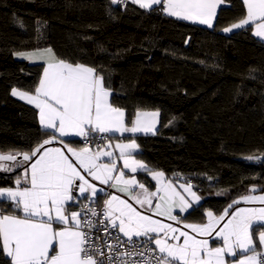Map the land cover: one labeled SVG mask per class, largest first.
<instances>
[{
  "label": "trees",
  "instance_id": "1",
  "mask_svg": "<svg viewBox=\"0 0 264 264\" xmlns=\"http://www.w3.org/2000/svg\"><path fill=\"white\" fill-rule=\"evenodd\" d=\"M245 14L242 0H225L208 28L161 6L0 0V152L30 151L48 138L36 108L11 89L34 91L42 69L14 53L50 47L102 72L128 120L136 110L159 111L160 130L136 137L138 155L150 169L191 181L202 207L187 219L223 212L252 186L261 191L264 161L248 157H264V43L251 27L223 31ZM19 172L0 173V183Z\"/></svg>",
  "mask_w": 264,
  "mask_h": 264
},
{
  "label": "snow or ice",
  "instance_id": "2",
  "mask_svg": "<svg viewBox=\"0 0 264 264\" xmlns=\"http://www.w3.org/2000/svg\"><path fill=\"white\" fill-rule=\"evenodd\" d=\"M127 2L111 0L112 4ZM224 2L131 0L143 9L162 5L168 16L210 28ZM242 2L246 17L223 31L254 25V36L264 39V0ZM14 55L45 62L34 93L13 87L11 95L26 99L39 110V123L48 138L30 151L0 152V171L23 169L15 186L0 187V205H7L0 206L3 264H264V206L234 207L241 202L264 205V195H242L220 215L206 211L204 223H183V229L194 235L163 222L159 217L181 224L187 219L181 214L198 211L202 197L193 191L191 181L179 185L187 195L177 191L172 181L162 183L165 173L153 171L134 155L140 148L135 134L155 135L159 111L138 110L128 126L126 110L113 102L117 94L105 86V77L96 67L58 58L50 47ZM106 133L133 134L115 148L123 169L148 173L156 182L154 191L135 175L126 177L123 169H117L112 151L98 148L93 152L88 146L76 149L63 139L70 135L95 139L96 134ZM57 141L62 147H46ZM20 156L22 160L17 159ZM101 157L111 162H101ZM253 159L264 161V157H248ZM93 181L115 188L129 199L98 188ZM255 191L253 187L250 193ZM101 195L107 198L98 212L93 205ZM77 206L78 211H70ZM225 217L228 219L221 224ZM101 231L105 237L103 243H97ZM217 239L222 243L212 246Z\"/></svg>",
  "mask_w": 264,
  "mask_h": 264
},
{
  "label": "crops",
  "instance_id": "3",
  "mask_svg": "<svg viewBox=\"0 0 264 264\" xmlns=\"http://www.w3.org/2000/svg\"><path fill=\"white\" fill-rule=\"evenodd\" d=\"M128 2L131 3V0H128ZM132 4H133V3H132ZM134 5H136V6L139 7L138 4H134ZM221 5H222V4H221ZM221 5L218 6L217 11H218V9L220 8ZM158 6H161V9H162V5H156V6H154V7H158ZM244 6H245V5H244ZM142 9H143V8H142ZM145 10H148V9H145ZM162 12H163V11H162ZM245 12H246V6H245ZM163 14L167 15L165 12H163ZM167 16H168V15H167ZM170 17H171V16H170ZM245 17H246V14H245V16H244L243 18H245ZM173 18H175V17H173ZM243 18H242V19H243ZM176 19H178V18H176ZM186 21H188V20H186ZM214 21H215V18L213 19V24H214ZM239 21H240V20H238V21H236V22H234V23H237V22H239ZM189 22H193V21H189ZM193 23H197V24H199V25H202V26L208 27L207 25H203V24H200V23H198V22H193ZM234 23H232V24H234ZM232 24H230V25H229L228 27H226V28L231 27ZM208 28H210V27H208ZM234 30H237V29H233L232 31H234ZM251 31H252V33L254 32V25L251 27ZM225 33H229V32H225ZM253 35H254V34H253ZM255 37H256V36H255ZM256 38L259 39L260 41H262V42L264 43V39H261V38H259V37H256ZM41 49H45V48H41ZM36 50H37V49H36ZM36 50L25 51V52H34V51H36ZM16 57H17L18 59H21V60H26V61L29 62V63H40V64H42V65H44V63H45L43 60H29V59H26V58H23V57H20V56H17V55H16ZM42 72H43V67H42V69H41L40 76L42 75ZM40 76H39V79H40ZM39 79H38V82H39ZM38 82H37L36 86L38 85ZM18 90H19V89H18ZM20 91H23V90H20ZM34 91H35V89H34ZM34 91L29 92V93H34ZM25 92H27V91H25ZM14 97L17 98V99H19V100H21V101H23V102H25V103H27V104H29V103L27 102L26 99H23V100H22V99H20L19 97H16V96H14ZM29 105L34 106L33 104H29ZM34 107H35V106H34ZM35 108H36V107H35ZM36 110H37V116H38V122H39V110H38L37 108H36ZM136 111H138V110H136ZM136 111L133 113L132 118H131L130 120L127 119V113H126V123L128 124V126H131V121L135 119V113H136ZM139 111H143V112H156L157 110H139ZM156 120H157L156 127H157V129H158V131H159V130H160V115L156 118ZM39 124H40V123H39ZM40 126H41V125H40ZM158 131H157V132H158ZM57 135H58V134H57ZM102 135H104V137H110V139H102V141L100 142V145H98V146H88V147H89L93 152L97 151L98 148L101 149V150L112 151V152H113V157H112V159L115 160L117 169H123V160L119 158V150L115 148V145H116L117 143H120V142L127 143V142H128V139H126V138H131V137L133 136V134H131V133H124L123 135H121L120 133H106V134H102ZM138 135H145V134H142V133H137V134H135L136 137H137ZM147 135H153V134L149 133V134H147ZM82 138H83V137H78V136H75V135H70V136H68V137H64L63 139L69 144L70 147H72V148H76V149H79V148L85 147L83 144H79V142H80V140H82ZM137 143H138V142H137ZM109 144H111V148H106V146L109 145ZM46 147H57V148H60V147H62V145L57 141V142H54V143L51 144V145H47ZM65 151H66V150H65ZM139 151H140V148L137 150V152L134 153V155L136 156L137 159L142 160V161L145 163V161L139 157V155H138V152H139ZM7 152H8V151H7ZM19 158H20V157H17L18 160H22V159H19ZM101 162H104V163H110L111 160H110L108 157H101ZM7 163H11V162H7ZM145 164H146V163H145ZM146 165H147V164H146ZM19 170H20V172H19V173H16L17 175H15V177H14V176L12 177V179H11V184H10V185H7V184H1V183H0V187H10V186H15V181H16V179H17L18 176H21V175H22L23 169H22V168H17V169H16L15 171H13V172H5V174H8V173H9V174H12V173H14V172H18ZM123 170L125 171L126 177H130V176H132V175H135L136 178H137V180H139L140 182L145 183L146 186H149L151 190H153V191L155 190V187H154V186H155V183H156V182H155V180L152 179V177H151L148 173L138 171L137 173L133 174V173H131L130 170H128V169H123ZM152 170H153V171H161V170H158V169H152ZM115 174H118V173H114V175H115ZM145 175H147L148 179L152 182V186H150V185H148V184L146 183V181H145V179H146ZM168 181H172V182L174 183V185H175L177 191H180L182 194H185L184 191H183V189L180 188L179 185L182 184V183H186V182H188V181H181V180L179 181V179H177V178H176V179H175V178H174V179H173V178H170V177H168V176L165 174L164 177L162 178V183H163V182H168ZM93 182L97 185L98 188H104L107 192H111V193L114 194V195H119L122 199H129L127 196H125L124 193H120V192H118L117 189H115V188H109L107 185H101V184L99 183V181H93ZM137 191H139V189H137ZM193 191H196V190L193 188ZM196 192H197V191H196ZM185 195H187V194H185ZM197 195H199L198 192H197ZM199 196H200V195H199ZM106 198H107L106 196L101 195V197H100V199L98 200V202H102V203H103V200L106 199ZM201 201H202V200H201ZM129 202L132 203L133 206L136 207L138 210L143 211V209H141L139 205L135 204L134 201L129 200ZM200 203H201V202H200ZM252 204H253V203H250V204L240 203V204H239L238 206H236V207H247V206H251ZM0 206L7 207L6 204H5V205H0ZM70 211H78V206H77V207H73V208H71ZM207 211H210V210H207ZM212 212L214 213V215H220V214L223 213V212L216 213V212H214V211H212ZM205 213H206V211H205ZM181 215L184 216V215H186V214H183V213H182ZM154 218H155V217H154ZM159 219H161V220H162L163 222H165V223H172L174 227H180L182 230L189 231L190 234H193V235H194V233H191V230H190V229H183V223H204V222H206V219H207V218H206V215L204 214V217H203L202 219H191V218H190V219H186V220H183L182 223L179 224V225H177V224H176L175 222H173V221L167 220V219L164 218V217H159ZM227 219H228V217H225V221H222L221 224H223L224 222H226ZM121 235H123V234L121 233ZM221 243H222V241H220L219 239H217V240L215 241V243H213L212 246H219ZM227 259H228V260H231L232 258H231V257H227Z\"/></svg>",
  "mask_w": 264,
  "mask_h": 264
},
{
  "label": "built area",
  "instance_id": "4",
  "mask_svg": "<svg viewBox=\"0 0 264 264\" xmlns=\"http://www.w3.org/2000/svg\"><path fill=\"white\" fill-rule=\"evenodd\" d=\"M102 136L104 137V135H102V134H96L95 139L89 138L86 140L85 138H82L81 142L84 146H98V145H100V142L102 141V139H101ZM84 203H87V202L85 201ZM93 206L96 207L97 211L99 212L102 210L103 203L97 201V203ZM78 210H79V207H78ZM94 219H96V218H94ZM99 235L102 237V239L98 240L97 243H103V238L105 237V234L101 231L99 233ZM120 236L122 239H125V240L127 239L126 237H123V235H121V234H120ZM153 247H155V246L153 245ZM105 251H107V249H105ZM125 259H127V258H125ZM132 259L138 260V259H140V257H132Z\"/></svg>",
  "mask_w": 264,
  "mask_h": 264
},
{
  "label": "rangeland",
  "instance_id": "5",
  "mask_svg": "<svg viewBox=\"0 0 264 264\" xmlns=\"http://www.w3.org/2000/svg\"><path fill=\"white\" fill-rule=\"evenodd\" d=\"M9 152V151H8ZM8 152H3V153H8ZM14 152V151H13ZM23 152V151H22ZM19 159H22V156H20V158ZM0 173H5V172H2V171H0ZM253 188V186L252 187H250L249 188V190L244 194V195H248V194H252V195H255V196H259V195H264V192H261V191H258V189L256 188V191L255 192H251L250 193V190ZM241 203H243V202H241ZM245 204V203H244ZM262 206H264V205H261L258 201L257 202H254L251 206H247V207H262Z\"/></svg>",
  "mask_w": 264,
  "mask_h": 264
}]
</instances>
